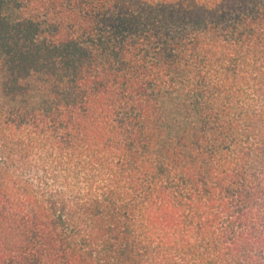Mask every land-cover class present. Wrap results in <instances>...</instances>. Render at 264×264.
Wrapping results in <instances>:
<instances>
[{
  "label": "trees",
  "instance_id": "1",
  "mask_svg": "<svg viewBox=\"0 0 264 264\" xmlns=\"http://www.w3.org/2000/svg\"><path fill=\"white\" fill-rule=\"evenodd\" d=\"M0 264H264V0H0Z\"/></svg>",
  "mask_w": 264,
  "mask_h": 264
},
{
  "label": "clouds",
  "instance_id": "2",
  "mask_svg": "<svg viewBox=\"0 0 264 264\" xmlns=\"http://www.w3.org/2000/svg\"><path fill=\"white\" fill-rule=\"evenodd\" d=\"M24 179L37 188L48 186H52L54 188L59 187L57 179L54 178V175L52 173H48L46 175L43 168L30 171L29 173L24 175ZM60 179L62 181V177H60Z\"/></svg>",
  "mask_w": 264,
  "mask_h": 264
}]
</instances>
